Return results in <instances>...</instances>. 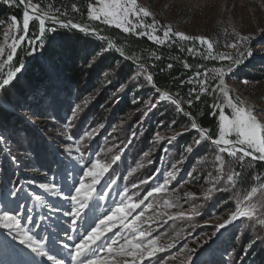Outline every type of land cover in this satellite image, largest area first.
I'll list each match as a JSON object with an SVG mask.
<instances>
[{"label":"rangeland","instance_id":"1","mask_svg":"<svg viewBox=\"0 0 264 264\" xmlns=\"http://www.w3.org/2000/svg\"><path fill=\"white\" fill-rule=\"evenodd\" d=\"M32 3H39L42 11L54 16L50 0H32ZM0 5H5L13 10L12 12L18 8L17 5L10 6L4 0H0ZM137 5L150 13L149 17L144 18V23L151 24L153 20L157 22L156 27L159 31L154 33L155 35L163 38L164 28L169 27L174 33L179 32L192 37L193 39L185 41L172 36L165 44H179L186 49L187 55L197 56L205 61L206 69L199 67V70H202L199 80H207L208 89L216 88L219 84V80L216 79L217 72L213 70L223 69L225 86L233 101H238L241 106L258 113V120L264 122V0H137ZM12 16L10 13L0 21V46L5 44L3 36L11 26ZM17 21L22 27L23 19L21 22L18 19ZM47 24L55 28V31L49 32L51 37L61 29H70L59 24ZM97 27L100 30L117 29L100 21H92L87 14L85 28L91 31ZM117 30L122 31V29ZM140 31L141 29H137V32ZM126 34L149 39L148 35ZM245 35L255 39L239 49L227 46ZM45 36L42 47H39L35 53L28 54L23 68L41 55ZM196 37L205 38L213 44L209 59L204 58L208 54V49L205 45H201ZM149 40L160 46L152 39ZM26 46L27 44H21L17 53ZM189 48L195 51L189 52ZM249 48L252 52L250 57L246 55ZM106 49L107 45L103 44V47L98 49L99 59L92 62L94 67L100 64V59L106 57L102 69L91 77V83L86 82L80 90L73 88L72 95L66 97L58 110L52 104L43 120H39L34 112L24 108L18 112L24 110L21 114L25 121L38 133V142L28 143L33 150L20 155L21 163H13L9 158L13 156V152H21L20 148L6 138L0 139L2 149L12 165L7 171L3 185L1 181L4 176L0 172V185H2L0 211L14 212L19 206L22 215L32 217L31 220L22 219L21 223L34 239L41 240L52 234L54 229L62 236V229L67 227V218L59 214L54 217L49 216L45 205L62 203L65 210L69 206L67 202H61L46 192L40 185L55 183L67 192L66 169L71 171L75 166V172L71 173L74 176L79 172L81 163L99 159L102 164L110 165L108 171L100 178V183L96 185V191L105 193V199L100 200L97 206L94 203L96 192H93V201H90L93 207L83 222L81 231L92 225L93 221L98 222L97 217L103 218L102 214L109 207H113L111 201L120 200L121 197L117 193L122 192L125 187L129 190L127 194L132 197L126 202L138 203L145 198L147 191L161 183L168 173L172 172L175 175V179L165 191L145 199V203L128 217L127 222L131 223L135 215L144 209L142 221L147 220V223L142 226L146 230L150 228L153 235L159 237L158 245L175 243L174 248L158 251L154 257H145L142 264H148L149 260L152 264H222L223 260L228 263L230 260L228 261V257L221 253V248L226 245L228 239L231 238L232 242L233 237H230V232L235 229V243L242 241L245 245L258 244L264 247V243L258 242L260 239L264 242V224L257 223V219H264V192L259 193L261 186H254L258 191L251 201L255 205L256 217L253 219L240 217L225 224L230 219L231 213L235 211L237 202L248 194L243 187L245 177L253 173L255 183L260 180V169L253 164L259 162L248 157L239 161L227 153L220 154L214 145L206 141L196 145L194 141L200 138L198 131L191 129V125L179 124L177 119L181 111L167 103L161 93L152 92L151 86L145 79L146 73H141L139 79H133L140 69L134 65L125 68V63L129 62L126 59L124 62L114 60L113 54L118 53ZM222 54L238 59L239 63L219 59ZM8 70L9 66H5L0 72L6 73ZM122 70L126 74L120 76ZM205 72L209 74L207 77L203 75ZM191 81L190 85L193 88L201 90L196 74ZM4 89L0 90V94ZM212 89L209 97L215 100L214 104H223V94L218 90L213 92ZM207 91L201 90L204 94ZM31 102L39 104V101L31 100ZM152 104H155V107H152ZM75 105H81V108L73 118L72 110ZM225 112L227 114L229 110L225 108ZM91 129H95V133L92 137H87L85 134ZM22 134L24 135L25 132L22 131ZM173 136L176 138L170 142ZM38 143L41 144L40 149L35 150ZM189 146L193 149L190 153L186 151ZM77 147L80 148L79 153L76 152ZM145 153L148 155L146 156ZM81 154L83 161L77 163ZM217 155L223 156L222 162L216 160ZM117 156L119 159L113 163ZM259 164L264 165L263 162ZM56 168L59 170L57 175L54 174ZM226 173L227 176H233V181L227 180ZM108 180H114L115 184L103 188V184ZM144 180L147 183L141 184L140 182ZM213 181L216 188L221 189L222 192L225 190L229 194L230 198L223 203L224 206L235 205L234 210L227 207L219 212L220 207H216L212 200L221 190H215ZM21 186L25 192L23 198H20V192L18 196L11 195L14 189ZM109 191L110 197L107 195ZM187 193H192L193 196L190 198ZM35 195H40L45 204L36 201ZM165 200L176 206L171 208L165 206ZM148 203H151L153 208H146ZM177 212H184L185 218H175ZM159 213H167V215H158ZM170 215L174 218L169 219ZM46 216L49 218L44 219ZM137 224H141V221H137ZM220 224H225V227L217 232V226ZM117 229H120L119 225L113 231ZM1 230L7 233V230ZM124 234L129 235L127 231H124ZM106 235L110 236L111 233ZM9 237L12 239L11 236ZM3 241L0 237V244ZM12 241L23 251L26 261L31 260L32 257L27 255L30 250L20 245L18 240L12 239ZM68 243L71 246L72 242ZM47 249L65 264H72L68 250L51 244L47 245ZM246 252L238 249L241 255L236 264H248L245 262ZM125 259L131 258L123 255L109 258L110 264H123ZM4 260H15V258L13 255L0 256V261ZM38 260L39 264H51L46 258H38ZM251 264L260 263L254 261Z\"/></svg>","mask_w":264,"mask_h":264},{"label":"snow or ice","instance_id":"2","mask_svg":"<svg viewBox=\"0 0 264 264\" xmlns=\"http://www.w3.org/2000/svg\"><path fill=\"white\" fill-rule=\"evenodd\" d=\"M5 3L10 6L21 5L24 8L22 27L19 25L15 16L11 17V26L4 32L3 39L5 44L0 46V70L5 66H9V70L6 73L0 72V90L10 85L14 80L18 79V73L22 72L23 64L19 66H13L12 61L17 54L18 48L21 44H27L30 51L29 55L35 53L39 47L43 45V37L46 32L55 31L54 27H46V24L50 21L53 25L59 24L62 27H71L79 29L82 32L98 35V30L89 28H83L79 24L73 23L71 20L63 21L56 16H50L47 12L41 10L39 3H32V0H4ZM88 17L92 21H100L105 25L115 26L117 29H122L124 33H136L137 35H148L149 39H152L157 44L163 45L171 40L172 36L178 37L182 40H191L183 33L173 32L171 28L165 27L163 30V38L154 33L159 29L156 27L157 22L152 21L151 24L143 22L144 18L149 17L150 13L143 7H138L137 0H95V3H89L88 5ZM38 21L39 34L33 38H29V26L31 21ZM137 29H141L137 32ZM150 30V31H149ZM22 33V34H21ZM104 39V37H99ZM201 45H205L208 49V54L204 56L205 59H209L213 44L205 38L196 37ZM255 39L252 36H241L234 43L227 45L228 47L239 49L244 45L250 44L251 40ZM39 42V43H37ZM115 45L111 42L107 44L106 50L114 49ZM119 51V49H116ZM189 52L195 51L193 48L188 49ZM7 53V54H6ZM6 54V55H5ZM244 53H241L243 55ZM247 56H251L252 52L250 48L246 52ZM156 59H160L156 56ZM219 59L229 60L232 63H239L238 59L233 58L230 55H220ZM187 67V65H185ZM172 64L168 65L171 68ZM140 72L136 74L133 79H139L141 73H146L147 69L143 64L139 65ZM230 70V66H229ZM217 72L216 79L219 80V84L212 91L217 90L223 94L224 103L214 104L212 107L215 109L211 114L217 116L218 133L213 136L208 129L200 127L194 120L191 122V129L197 130L199 133L198 139L194 141L196 145L202 142H209L216 147L218 153H227L229 156L236 158L239 161H243L246 157H251L253 160L264 161V122L258 120L257 115L253 110L241 106L240 103L234 102L230 97L229 92L225 86L224 77L225 72L223 69L213 70ZM202 75L199 71L196 73L197 82L200 84L202 91H207V80H199ZM205 77L209 74L203 73ZM146 82L157 92L159 88L156 87L153 76L148 74L145 76ZM192 81L190 80L189 83ZM192 91H195L193 89ZM164 100H170L177 110L183 112L181 107L182 101L179 99H173L167 92L163 93ZM199 94L196 95V100H199ZM47 103L54 104V100L46 101ZM189 106L193 103L191 99H188ZM155 107V104H152ZM81 105H75L72 110L73 118L76 117L77 112L80 110ZM225 108L229 110L226 114ZM184 115L189 113L184 112ZM27 119V117H25ZM71 122L69 121V124ZM95 133V129H91L85 135L92 137ZM182 134V133H181ZM234 137V139H233ZM176 137L170 138L174 140ZM2 139V137H0ZM192 147L189 146L186 151L192 152ZM76 152H80V148H76ZM71 154V152L69 153ZM147 156L148 154L145 153ZM13 163H18L16 157L13 155L10 157ZM119 157H115L113 163L118 160ZM217 161H223L222 155L216 156ZM83 161V155L79 157L77 163ZM90 165V166H89ZM110 165L102 164L99 159L81 163V167L78 173L74 176L71 174L75 172V166L71 171L66 169L68 173L66 180L68 181V191L64 192L62 188L55 183L40 185L46 192H49L53 197L57 198L61 202H67L68 208L65 210L61 205L46 204L48 208L49 216L62 215L67 218V227L62 229V236L59 231L53 230V233L43 237L41 240L34 239L29 231L25 230L21 221L22 219L31 220V216L22 215L20 213V207L13 211H0V229L7 230V235L11 236L13 240H18L20 245L30 250L32 258L29 261L26 260H4L0 261V264H39L38 258H46L51 264H65L62 259H58L55 255L50 254L47 249V245L60 246L63 249L68 250L72 264H110L109 258H114L118 255L130 257L131 259H125L123 264H142L145 257H154L158 251H165L166 249L174 248L175 243L170 242L166 245H158V236H154L152 231L144 229L143 224L147 223V220L142 221L144 217V209H142L135 218L128 223V217L137 208L145 203V199L152 197L154 194H159L167 189V186L172 180L175 179V175L170 172L163 179V181L147 191L145 198L139 200L138 203L126 202L130 201L132 197L128 195V188L125 187L122 192H118L120 200H112L113 207H109L105 213L102 214L103 218L97 217L98 222L93 221V224L81 231L83 222L88 217L89 211H91L93 204V192H96L94 203L98 206L99 201L105 199V193L96 191V185L100 183V178L108 171ZM86 169V170H85ZM223 170L221 164V171ZM259 179V178H258ZM227 180L233 181V176L228 175ZM141 184L147 183L146 180L141 181ZM109 184H115L114 180H108L103 184V188H108ZM137 187V185H133ZM213 187L219 191L221 189L216 188L213 181ZM264 189V185L261 186ZM23 191V187L14 189L11 193L13 196H18V193ZM257 187H252L250 192L236 204L235 211L231 213V217L225 222L231 223L240 217H246L253 219L256 217L255 205L251 203L255 194L257 193ZM107 195L110 197L111 192ZM188 197H192V193L186 194ZM35 200L41 204H45L43 198L40 195H35ZM164 205L171 208L176 205L170 201L165 200ZM146 208L151 209L153 205L148 203ZM110 213V214H108ZM158 215H167V213H159ZM49 216L44 217L48 219ZM173 216H169V219H173ZM175 218H185L184 212H177ZM151 219V218H149ZM137 221H141V224H137ZM257 223L264 224V219H257ZM225 224L217 226V232L225 227ZM120 226V229L113 231L114 228ZM124 231H127L129 235H125ZM111 233V235H106ZM72 242L71 246L68 242ZM0 256L8 257L16 253L11 241L4 238L2 244H0ZM148 264H152L151 260Z\"/></svg>","mask_w":264,"mask_h":264},{"label":"trees","instance_id":"3","mask_svg":"<svg viewBox=\"0 0 264 264\" xmlns=\"http://www.w3.org/2000/svg\"><path fill=\"white\" fill-rule=\"evenodd\" d=\"M50 1L54 16L71 20L84 27L87 26V9L89 3H93V0ZM17 6L18 8L15 9V12H12L13 10L5 5H0V21L12 13L21 22L24 9L21 5L17 4ZM46 27L50 28L51 24H47ZM96 30L101 35L111 37L115 46L125 52L133 61L145 64L154 76L156 86L160 90L170 93L181 100L185 110L196 119L201 127L208 129L213 136L218 133L217 116L211 114L214 111L212 106L215 103V100L209 97L212 88L210 87L204 94L199 88H193L189 83L198 71L202 72V70H199V67L206 69L207 65L204 63V60L197 56L187 55L186 49H183L179 44H164L159 46L146 37L126 34L114 28L100 30L97 27ZM38 34L39 23L34 20L32 25H30L28 36L29 38H33ZM49 34V32H46L44 38L45 44L41 55L34 58L27 66L24 74L6 87L0 94V137L8 139V141L20 148L21 152L12 153L19 163H21L20 155L22 153L25 152L27 154L33 150L28 143L34 141L36 144L38 142V133L33 126L25 121L21 114L24 110L21 113L18 112L24 108L29 112H34L39 120H43L47 115L48 108L52 105L46 101L54 100V106L58 110L66 97L72 95V89H83L86 82L89 83L91 77L102 69L106 59V57L100 59V64L98 63V65L93 67L92 62L95 59H99L97 54L99 53L98 49L102 48L103 44L107 45L106 42H102L96 37L86 36L71 29H61L53 37ZM29 51L28 45L22 48L17 53L13 66L23 64L28 58ZM156 56H159L160 59H156ZM113 58L121 62L125 61L123 57L115 53L113 54ZM169 64H172L171 68H168ZM125 66L128 69L132 67V64L125 63ZM123 74H126L124 70L119 73L120 76H123ZM193 89L195 91H192ZM151 90L153 93L157 92L152 87ZM197 94L200 96L199 100H196ZM188 99L193 101L191 106L187 103ZM31 100L39 101V104L31 102ZM165 101L172 104L168 100ZM177 121L182 126L191 125L190 119L182 113ZM22 131L25 132L24 135ZM40 145L38 143L35 150H39ZM9 158L5 155L0 144V172L4 176L1 181L2 185L5 183L8 169L12 167ZM253 164H256V167L260 169V180L255 183V175L249 173L245 177V181H243L246 194L250 192L252 187L264 185V165L259 163ZM52 167H55V165H52ZM57 171L59 170L56 168L54 174L57 175ZM2 185H0V188ZM263 192L264 189H261L259 193L262 194ZM19 194L20 198H23L25 194L24 189ZM228 195V192L225 190L222 192L221 190L219 195L215 196V199L212 200L216 207H220L219 212L227 207L234 210L235 205L231 206L230 204L226 207L223 204L229 200L230 197ZM235 233L236 229L230 232V237H233L232 242L231 238L228 239L226 245L223 246L224 248H221V253L228 257V261L230 260L228 263L226 260H223L222 264H236L241 255L238 253V249L247 251L246 263L251 264L257 261L260 264H264V247H260L258 244L252 246L245 245L242 241L235 243ZM261 238L263 239V237ZM258 242L264 243L261 239Z\"/></svg>","mask_w":264,"mask_h":264},{"label":"water","instance_id":"4","mask_svg":"<svg viewBox=\"0 0 264 264\" xmlns=\"http://www.w3.org/2000/svg\"><path fill=\"white\" fill-rule=\"evenodd\" d=\"M60 20H63V21H68L67 19H63V18H59ZM73 22V21H72ZM48 23H51L50 21L48 22ZM73 23H75V22H73ZM76 24H78V23H76ZM31 25V24H30ZM80 25V24H79ZM81 27H83V28H85L84 26H82V25H80ZM29 28H30V26H29ZM71 30H73V31H75V32H78V33H82V34H85V35H87V36H94V37H96L97 39H99V40H101V41H106V42H111L113 45H115L114 44V42H113V40L111 39V37H109V36H107V35H101L99 32H98V35H93V34H88V33H85V32H82V31H80L79 29H75V28H71V27H69ZM99 37H104V39H100ZM116 49H118L116 46H115V48L114 49H112L113 51H115L116 53H118L121 57H123L124 59H126L130 64H132V65H134V66H136V67H138L139 68V65H141L140 63H137V62H135V61H133L125 52H123L122 50H120L119 49V51H117ZM144 65V67L147 69V72H146V75H148V74H150V75H152L151 73H150V71H149V69H148V67L145 65V64H143ZM26 67H24L23 68V70H22V72L20 73V74H18V77L20 76V75H22V73H23V71H24V69H25ZM153 76V75H152ZM153 81H154V83H155V79H154V76H153ZM156 85V84H155ZM157 87V86H156ZM160 90V89H159ZM159 93H161V94H163V93H165L164 91H162V90H160L159 91ZM168 95L169 96H171L173 99H177L175 96H173V95H171L170 93H168ZM163 96V95H162ZM181 107L183 108V112H181L183 115H184V112H187L186 110H185V108L183 107V105H181ZM188 113V112H187ZM185 117H187L188 119H190L191 120V122L194 120L197 124H198V122L196 121V119L192 116V115H184ZM199 125V124H198ZM200 126V125H199ZM201 127V126H200ZM248 158H250V159H252L251 157H248ZM253 160V159H252ZM254 161H256V162H263L264 163V161H259V160H254Z\"/></svg>","mask_w":264,"mask_h":264},{"label":"bare ground","instance_id":"5","mask_svg":"<svg viewBox=\"0 0 264 264\" xmlns=\"http://www.w3.org/2000/svg\"><path fill=\"white\" fill-rule=\"evenodd\" d=\"M32 22H33V21H31V22H30V24H32ZM29 64H30V63H29ZM29 64H28V65H29ZM28 65H27V66H28ZM27 66H26V68H27ZM26 68L24 69V71H23L22 75L24 74V72H25ZM22 75H20L18 78H20ZM16 80H17V79H16ZM16 80H14L12 83H14ZM12 83H11V84H12Z\"/></svg>","mask_w":264,"mask_h":264}]
</instances>
